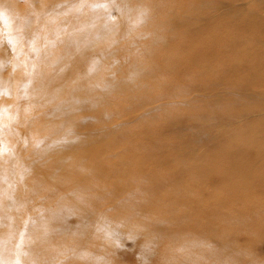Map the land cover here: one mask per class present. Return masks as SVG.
<instances>
[{"label": "rangeland", "instance_id": "1", "mask_svg": "<svg viewBox=\"0 0 264 264\" xmlns=\"http://www.w3.org/2000/svg\"><path fill=\"white\" fill-rule=\"evenodd\" d=\"M191 1L0 0V237L16 264H264V128L248 133L264 72L255 98L216 72L227 52L191 62L205 43L175 22ZM61 212L74 230L47 231Z\"/></svg>", "mask_w": 264, "mask_h": 264}, {"label": "bare ground", "instance_id": "2", "mask_svg": "<svg viewBox=\"0 0 264 264\" xmlns=\"http://www.w3.org/2000/svg\"><path fill=\"white\" fill-rule=\"evenodd\" d=\"M206 3L207 5H205ZM123 5L126 6V8H128V5H125V3ZM244 6L247 9L246 12L242 10ZM188 9H190L189 12L191 11V16L186 17L182 20L178 16L177 21H175L177 24L176 26L183 28V24L184 26L188 25V28L186 30H189V32L185 33V40L188 39L191 42L192 41H204L205 43L201 48L199 46L192 47L191 62L194 59L196 61L199 57H204L210 54L211 52H215V55H216V52L222 53V54H224L223 52H227L230 56L227 54L226 56L232 59H226L225 57H223V58H214L213 60H211V61H215L214 65H216L215 67L216 72L221 73V75L223 74V72H230V73H235V74L237 73L236 75L239 76L237 79V82L233 81L234 83L233 82L229 83L230 84L229 86L231 87L234 86V90L238 88L237 91H239L241 95L254 96L255 92L250 91V89H253V86H256L257 84L256 82L262 79V77H259L261 74L255 72V70L264 72V1L263 0H192L191 6ZM215 23L216 24L221 23L222 27H220L219 29H216V31L214 30L215 33L213 35L215 37L213 35H210V36L207 35V32L211 28V25ZM3 26L4 25H3L2 19L0 18V29L1 30L4 29ZM177 30H178V27H177ZM216 38H218L217 40L219 41L218 43L213 42L214 39ZM178 41L180 40H177V43ZM208 64H210V61H208L207 64H205V66L208 67L209 66ZM218 78L217 80L219 81L220 80H224V82L227 81V78L223 76H221L219 79ZM246 88H248V90H246ZM254 97L256 98V95ZM83 108L84 110L89 109L90 105L83 106ZM63 110L66 111V109H63ZM255 112H259V109L255 107L249 108V110L247 111V114L251 115L249 116L250 119L252 118ZM244 118H248V117L243 116V119ZM250 125H256L255 118L252 119V121L250 122ZM259 125H260L259 126L260 128L258 126L250 127V132L248 133L250 134L251 138L255 137L254 132L255 133L259 131L263 132L261 128H264V125L263 126H261V124ZM87 129H89V127ZM241 147H244V146H241ZM246 147L247 146H245L244 149ZM68 212H71V211L69 210ZM62 214L63 213L61 212L60 214L61 219L59 217H55L54 219L55 222L53 223V225L50 224L51 228L54 230H51L49 227H46L47 231H50V232L56 231L57 233L61 234L67 231L74 230L70 228L65 221H63ZM59 219L61 221H58ZM79 233L82 234L84 233V231L81 230L79 231ZM8 238H12L11 235H8ZM148 240H146V242ZM10 243L11 242H9V240H7L6 238L0 237V260L5 261L6 264H16V260L15 259L12 260L13 258L10 257L11 250H9L8 247H6V245H11Z\"/></svg>", "mask_w": 264, "mask_h": 264}]
</instances>
